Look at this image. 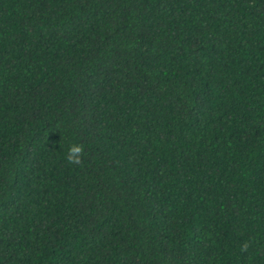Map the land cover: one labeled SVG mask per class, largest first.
<instances>
[{
  "label": "trees",
  "instance_id": "1",
  "mask_svg": "<svg viewBox=\"0 0 264 264\" xmlns=\"http://www.w3.org/2000/svg\"><path fill=\"white\" fill-rule=\"evenodd\" d=\"M0 264H264V0H0Z\"/></svg>",
  "mask_w": 264,
  "mask_h": 264
},
{
  "label": "clouds",
  "instance_id": "2",
  "mask_svg": "<svg viewBox=\"0 0 264 264\" xmlns=\"http://www.w3.org/2000/svg\"><path fill=\"white\" fill-rule=\"evenodd\" d=\"M85 153V147L81 143H73L70 145L66 159L69 164H74V165H81L83 163V157ZM250 247L249 242H245L240 246V249L242 252H246L248 248Z\"/></svg>",
  "mask_w": 264,
  "mask_h": 264
}]
</instances>
